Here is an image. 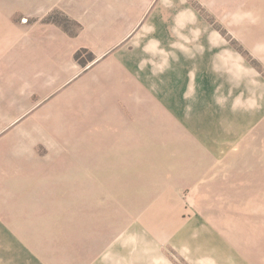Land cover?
I'll return each mask as SVG.
<instances>
[{"label": "rangeland", "instance_id": "1", "mask_svg": "<svg viewBox=\"0 0 264 264\" xmlns=\"http://www.w3.org/2000/svg\"><path fill=\"white\" fill-rule=\"evenodd\" d=\"M33 5L0 0V21L12 16L15 26L42 21L78 33L80 24L61 10L40 19L39 12L23 9ZM185 6V28L192 31L187 37L138 40L130 50L123 43L100 61L81 48L74 69L59 72V80L79 82L91 72V81L116 79L114 61L121 55L131 68L120 72L121 96L102 102L107 130L89 135L88 142L108 146L101 158L137 193L138 209L159 195L155 220L161 217L173 231L182 224L169 241H159L186 242L185 254L168 248L175 264H263L258 253L245 261L235 246L264 242V0H187ZM101 63L106 67L97 71ZM58 105L66 123L73 111H82L73 102ZM108 124L120 130L110 131ZM35 137L40 156L53 152L52 142H73L70 135L60 141L49 136L48 145L46 137L45 143ZM224 239L234 242L233 252Z\"/></svg>", "mask_w": 264, "mask_h": 264}, {"label": "crops", "instance_id": "2", "mask_svg": "<svg viewBox=\"0 0 264 264\" xmlns=\"http://www.w3.org/2000/svg\"><path fill=\"white\" fill-rule=\"evenodd\" d=\"M32 2L33 7H23L26 12H39L42 19L58 9L81 27L72 35L56 23L28 20L15 26L12 16L0 21V264H175L168 248L185 254L186 242L159 241H169L182 224L173 231L161 217L155 220L158 194L138 209L137 193L124 187L117 168L101 158L107 145L88 142L89 135L107 130L101 104L120 94V72L131 69L124 66L127 61L116 56L117 80L91 81V72L79 82L60 81L59 72L74 69L81 48L93 51L100 61L123 43L130 50L138 40L187 37L192 33L183 19L187 0ZM10 33L16 40L9 39ZM64 101L82 110L73 111L67 123L57 106ZM108 130L120 128L110 125ZM38 135L41 141L46 137L47 145L49 136L60 141L70 135L73 142H52L53 152L40 156L34 140ZM224 242L233 252L234 242ZM261 246L264 242L235 247L249 262L256 253L264 258Z\"/></svg>", "mask_w": 264, "mask_h": 264}, {"label": "trees", "instance_id": "3", "mask_svg": "<svg viewBox=\"0 0 264 264\" xmlns=\"http://www.w3.org/2000/svg\"><path fill=\"white\" fill-rule=\"evenodd\" d=\"M83 51H84V50H79V51H77V53H76V55H75L77 59L81 56V54H82Z\"/></svg>", "mask_w": 264, "mask_h": 264}]
</instances>
